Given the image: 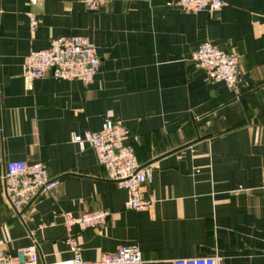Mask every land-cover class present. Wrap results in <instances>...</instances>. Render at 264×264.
Wrapping results in <instances>:
<instances>
[{"label": "crops", "instance_id": "1", "mask_svg": "<svg viewBox=\"0 0 264 264\" xmlns=\"http://www.w3.org/2000/svg\"><path fill=\"white\" fill-rule=\"evenodd\" d=\"M62 36L90 37L98 75L91 84L49 76L27 91L25 58ZM205 42L239 55L238 94L192 60ZM107 117L130 130L152 171L150 208L128 209L92 147L71 140ZM0 130L1 250L35 244L40 264H62L76 239L85 261L136 245L142 264H264V0H224L218 14L172 0H113L99 12L79 0H0ZM10 161L46 164L60 184L17 211L3 180ZM99 210L109 212L101 226L65 224Z\"/></svg>", "mask_w": 264, "mask_h": 264}, {"label": "built area", "instance_id": "2", "mask_svg": "<svg viewBox=\"0 0 264 264\" xmlns=\"http://www.w3.org/2000/svg\"><path fill=\"white\" fill-rule=\"evenodd\" d=\"M89 11L99 12L113 0H79ZM187 12L208 11L218 14L224 7V0H172ZM32 5L37 0H31ZM171 4V3H170ZM32 32L38 25L37 16L29 14ZM192 60L203 70L210 82H223L238 94L240 92L241 71L239 55L226 51L209 42L202 43L193 53ZM101 59L97 48L88 36H62L53 39L48 48L32 51L24 61L23 77L25 89L31 91L38 79L52 76L66 81L91 84L98 75ZM1 133V130H0ZM130 130L107 117L99 131L73 133L72 142L83 152L91 146L106 178L128 192V209L150 208L153 201L142 197L143 190L151 180L152 171L142 167L135 149L127 143ZM7 201L20 211L27 207L36 196L55 190L60 180L53 179L46 164H28L24 161H10L3 176ZM108 211H88L78 217L66 215L65 224L70 227L81 224L86 228L101 226L106 222ZM73 259L62 264H142V253L138 246H122L114 253L105 254L98 261H85L76 239L69 240ZM38 247L35 244L20 248L13 256L0 249V264H40ZM174 264H218L217 258L200 257L179 259Z\"/></svg>", "mask_w": 264, "mask_h": 264}, {"label": "water", "instance_id": "3", "mask_svg": "<svg viewBox=\"0 0 264 264\" xmlns=\"http://www.w3.org/2000/svg\"><path fill=\"white\" fill-rule=\"evenodd\" d=\"M199 140H201V139H199Z\"/></svg>", "mask_w": 264, "mask_h": 264}]
</instances>
